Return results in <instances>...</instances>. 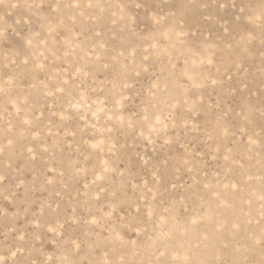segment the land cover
Wrapping results in <instances>:
<instances>
[{
	"label": "rangeland",
	"instance_id": "1",
	"mask_svg": "<svg viewBox=\"0 0 264 264\" xmlns=\"http://www.w3.org/2000/svg\"><path fill=\"white\" fill-rule=\"evenodd\" d=\"M0 264H264V0H0Z\"/></svg>",
	"mask_w": 264,
	"mask_h": 264
}]
</instances>
